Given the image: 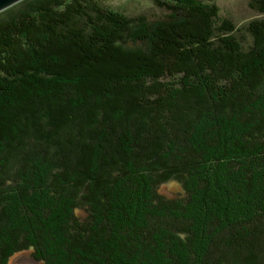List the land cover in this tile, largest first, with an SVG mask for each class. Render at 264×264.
<instances>
[{"label": "trees", "instance_id": "obj_1", "mask_svg": "<svg viewBox=\"0 0 264 264\" xmlns=\"http://www.w3.org/2000/svg\"><path fill=\"white\" fill-rule=\"evenodd\" d=\"M151 1L0 11V264H264V17Z\"/></svg>", "mask_w": 264, "mask_h": 264}, {"label": "rangeland", "instance_id": "obj_2", "mask_svg": "<svg viewBox=\"0 0 264 264\" xmlns=\"http://www.w3.org/2000/svg\"><path fill=\"white\" fill-rule=\"evenodd\" d=\"M206 3H214L217 6V14L229 18L235 26L244 25L249 19L262 18L264 14L249 9L246 0H199ZM104 6L110 10L123 12L127 16L137 14L145 15L148 20L156 21L167 19L168 12L156 7L151 0H101ZM179 186L174 181L163 183L159 191L167 196H173L178 192ZM5 264H39L31 257L29 250L13 253Z\"/></svg>", "mask_w": 264, "mask_h": 264}, {"label": "water", "instance_id": "obj_3", "mask_svg": "<svg viewBox=\"0 0 264 264\" xmlns=\"http://www.w3.org/2000/svg\"><path fill=\"white\" fill-rule=\"evenodd\" d=\"M19 0H0V11L18 2Z\"/></svg>", "mask_w": 264, "mask_h": 264}]
</instances>
